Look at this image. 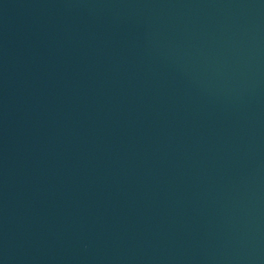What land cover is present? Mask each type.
I'll return each mask as SVG.
<instances>
[{"label":"water","instance_id":"water-1","mask_svg":"<svg viewBox=\"0 0 264 264\" xmlns=\"http://www.w3.org/2000/svg\"><path fill=\"white\" fill-rule=\"evenodd\" d=\"M0 264H264V0H0Z\"/></svg>","mask_w":264,"mask_h":264}]
</instances>
